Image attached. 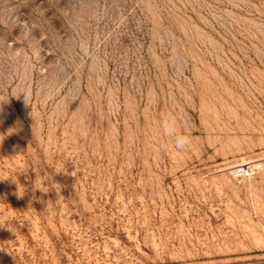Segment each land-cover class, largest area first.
Listing matches in <instances>:
<instances>
[{
    "label": "rangeland",
    "instance_id": "rangeland-1",
    "mask_svg": "<svg viewBox=\"0 0 264 264\" xmlns=\"http://www.w3.org/2000/svg\"><path fill=\"white\" fill-rule=\"evenodd\" d=\"M0 264H264V0H0Z\"/></svg>",
    "mask_w": 264,
    "mask_h": 264
},
{
    "label": "clouds",
    "instance_id": "clouds-1",
    "mask_svg": "<svg viewBox=\"0 0 264 264\" xmlns=\"http://www.w3.org/2000/svg\"><path fill=\"white\" fill-rule=\"evenodd\" d=\"M174 121H175V118L172 117L171 115H169V117L166 118L165 123H164V127H165L166 132H168V134L174 136L175 146H176L177 150L182 151V150L189 149L191 147L190 136L179 134L176 131V124Z\"/></svg>",
    "mask_w": 264,
    "mask_h": 264
},
{
    "label": "built area",
    "instance_id": "built-area-1",
    "mask_svg": "<svg viewBox=\"0 0 264 264\" xmlns=\"http://www.w3.org/2000/svg\"><path fill=\"white\" fill-rule=\"evenodd\" d=\"M252 174L251 168L250 167H245L240 170L235 174L237 179H245L247 177H250Z\"/></svg>",
    "mask_w": 264,
    "mask_h": 264
}]
</instances>
